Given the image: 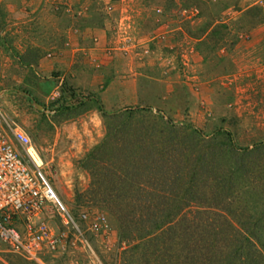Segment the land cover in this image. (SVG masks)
Segmentation results:
<instances>
[{
	"label": "rangeland",
	"instance_id": "1",
	"mask_svg": "<svg viewBox=\"0 0 264 264\" xmlns=\"http://www.w3.org/2000/svg\"><path fill=\"white\" fill-rule=\"evenodd\" d=\"M70 1L44 0L39 9L34 2H0V127L8 134L10 127H19L29 136L44 174L77 226L63 225L51 205L32 217L61 233V248L46 254L43 264H154L148 255L147 263L138 259L132 247L140 240L134 236L119 244L118 221L101 194L130 191V198L117 200L123 206L166 201L138 199L139 188L167 195L166 178L153 182L147 156L143 174L136 173L134 135L142 118L190 125L238 147L264 141V73L256 72L264 64V0H103L101 18L68 13L80 2ZM91 22H99L102 30L91 33ZM78 38H90L91 45L80 48ZM101 53L107 67L92 59ZM44 59L61 65L41 74ZM86 70L91 78H103L100 86L110 79L128 86L133 79L137 96L112 108L102 105V113L97 94L83 86L81 71ZM54 91H59L55 97ZM136 108L146 110L131 114L126 140L116 135L103 148L104 159L92 160L90 150L113 121L108 116L117 114L120 120ZM177 196L175 204L181 202ZM97 215L105 216V231L89 226ZM24 219L18 214V227ZM143 242L147 250L149 242ZM0 264L37 263L0 242ZM158 264H166L164 256Z\"/></svg>",
	"mask_w": 264,
	"mask_h": 264
},
{
	"label": "trees",
	"instance_id": "2",
	"mask_svg": "<svg viewBox=\"0 0 264 264\" xmlns=\"http://www.w3.org/2000/svg\"><path fill=\"white\" fill-rule=\"evenodd\" d=\"M98 109L105 114L101 103ZM144 110L136 108L120 120L117 114L109 115L113 121L103 141L90 150L91 159H104V149L116 135L124 142L131 114ZM150 119L145 123L142 118L134 135L136 173L143 174L147 156L148 173L156 184L161 176L166 178L167 195L139 188L138 199L145 195L166 201L123 206L117 200L130 198V191L101 194L106 210L118 221L119 244L130 242L131 236L140 240L132 249L145 263L148 255L154 264L162 256L166 264H264V141L238 147L225 130L227 143L190 125ZM177 194L182 197L175 204ZM144 240L149 242L147 250Z\"/></svg>",
	"mask_w": 264,
	"mask_h": 264
},
{
	"label": "built area",
	"instance_id": "3",
	"mask_svg": "<svg viewBox=\"0 0 264 264\" xmlns=\"http://www.w3.org/2000/svg\"><path fill=\"white\" fill-rule=\"evenodd\" d=\"M57 94L59 91H54L53 97ZM49 205L63 225L77 227L56 197L29 136L19 127H10L9 134L0 128V242L28 261L43 264L46 254L61 248V233L41 219H32ZM18 214L25 215L20 227L15 220ZM89 226L100 232L106 230L108 223L105 216L97 215Z\"/></svg>",
	"mask_w": 264,
	"mask_h": 264
},
{
	"label": "crops",
	"instance_id": "4",
	"mask_svg": "<svg viewBox=\"0 0 264 264\" xmlns=\"http://www.w3.org/2000/svg\"><path fill=\"white\" fill-rule=\"evenodd\" d=\"M24 3L27 4L30 2H34L35 6H37V8L40 6L41 7V3L44 0H20ZM49 1V0H48ZM51 2H56L58 0H50ZM70 1V0H68ZM72 1H80V2H76L74 3L72 6H69L67 8V12L71 13V14H75L76 12H82L83 14L85 13L86 15H88L89 17H94L97 16L99 18L103 17V5H101V1L103 0H72ZM0 2H2V0H0ZM71 2V1H70ZM80 3L82 4L81 6L77 7V4ZM35 8V9H37ZM39 9V8H38ZM103 11V13L101 12ZM104 24V22L102 23ZM89 31H91V33H93L94 31H96L97 33H99L102 29L100 28V24L98 23H89ZM57 32V31H56ZM94 34V33H93ZM94 37V36H93ZM94 39H96V37H94ZM78 45L79 46V42H80V48H86L89 47L91 44V39L89 38V40H85L84 38H78L77 40ZM92 51V50H90ZM100 56H92L94 60H96L100 66L104 65L105 67H107V64H104L105 62V58L106 55L104 53L99 54ZM96 57V58H95ZM58 65H61L60 62H58V60H47L44 59V61H40L39 64V71L42 74H50V72L57 68ZM104 68V67H103ZM258 70H256V72H261L264 73V64H258ZM75 71V69L73 70ZM77 71V70H76ZM69 69H68V73H66L67 75H69ZM83 72L84 75V79H86V81L84 82L83 86L85 89H87L88 91H92L95 92L98 96V98L101 101V104L104 105L105 108H112L115 106H119L122 105L125 101H127V98H132L133 96L136 97L138 90L137 87L135 85V82H133V79H130L128 82V86H118L116 83V79H110V81L108 83H106L105 85L100 86L99 82L100 79L101 81H103V78H99V79H95V78H91V74H88L89 72L86 71H81ZM254 72L253 70H251V73ZM105 74V73H103ZM76 75V74H75ZM50 80L53 81V78L50 77ZM50 81V82H51ZM49 82V81H48ZM37 94H39V91L36 92ZM128 96V97H127ZM1 128V127H0ZM230 129V128H229ZM232 131V130H231ZM255 140L253 141H249L248 143H246V146H252Z\"/></svg>",
	"mask_w": 264,
	"mask_h": 264
},
{
	"label": "bare ground",
	"instance_id": "5",
	"mask_svg": "<svg viewBox=\"0 0 264 264\" xmlns=\"http://www.w3.org/2000/svg\"><path fill=\"white\" fill-rule=\"evenodd\" d=\"M55 193H56V192H55ZM56 197L58 198L59 201H61V200L59 199V197L57 196V194H56Z\"/></svg>",
	"mask_w": 264,
	"mask_h": 264
}]
</instances>
